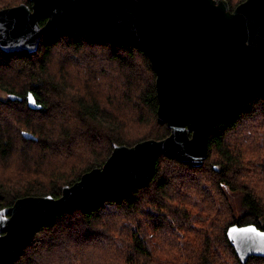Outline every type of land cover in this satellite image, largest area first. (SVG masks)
Wrapping results in <instances>:
<instances>
[{"label": "trees", "instance_id": "trees-1", "mask_svg": "<svg viewBox=\"0 0 264 264\" xmlns=\"http://www.w3.org/2000/svg\"><path fill=\"white\" fill-rule=\"evenodd\" d=\"M227 1L233 10L244 0ZM20 3L32 4L0 0V9ZM96 51L107 61L96 60ZM0 92V210L20 197H60L65 185L102 166L114 144L170 134L157 119L149 57L104 33L53 28L33 53L0 50ZM29 92L39 108L29 106ZM228 191L240 195L237 207ZM232 224L264 230L262 95L216 124L202 166L161 155L148 185L104 188L57 215L12 264H264L258 256L241 262L227 236Z\"/></svg>", "mask_w": 264, "mask_h": 264}, {"label": "water", "instance_id": "water-1", "mask_svg": "<svg viewBox=\"0 0 264 264\" xmlns=\"http://www.w3.org/2000/svg\"><path fill=\"white\" fill-rule=\"evenodd\" d=\"M0 9V50L37 51L53 28L104 33L142 49L156 73L157 119L170 134L132 146L114 144L105 163L65 185L60 197L25 196L0 210V264H12L36 231L57 215L84 205L104 188L150 183L158 158L192 166L207 158L216 124L236 105L264 96V0H31ZM45 18V25L40 19ZM12 100H22L9 95ZM31 108H39L31 92ZM26 138L36 137L23 132ZM264 230L232 224L239 259L264 257Z\"/></svg>", "mask_w": 264, "mask_h": 264}, {"label": "rangeland", "instance_id": "rangeland-1", "mask_svg": "<svg viewBox=\"0 0 264 264\" xmlns=\"http://www.w3.org/2000/svg\"><path fill=\"white\" fill-rule=\"evenodd\" d=\"M82 54H80L79 56H81ZM98 56V57H97ZM93 57H97L96 58V60H99V62H106L107 61V55L105 54V53H103V51H96V55L95 56H93ZM97 70H98V67H97ZM131 74H134V75H140V72L138 71V70H136V72L135 73H131L130 72V75ZM5 97H6V94H4L3 92H0V98L1 99H5ZM228 193L231 195V197H232V201H233V203L236 205V207H237V204H239V202H240V199H241V197H240V195L239 194H236V193H232V192H230V191H228Z\"/></svg>", "mask_w": 264, "mask_h": 264}, {"label": "snow or ice", "instance_id": "snow-or-ice-1", "mask_svg": "<svg viewBox=\"0 0 264 264\" xmlns=\"http://www.w3.org/2000/svg\"><path fill=\"white\" fill-rule=\"evenodd\" d=\"M261 235H264V233H262Z\"/></svg>", "mask_w": 264, "mask_h": 264}]
</instances>
